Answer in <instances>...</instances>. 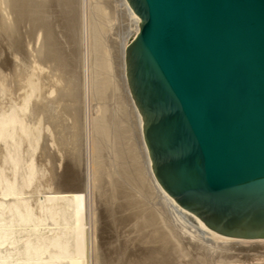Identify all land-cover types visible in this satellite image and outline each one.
<instances>
[{
    "label": "bare ground",
    "instance_id": "1",
    "mask_svg": "<svg viewBox=\"0 0 264 264\" xmlns=\"http://www.w3.org/2000/svg\"><path fill=\"white\" fill-rule=\"evenodd\" d=\"M107 1L0 0V264H264V237L215 232L156 180L125 70V47L140 18L127 0H109V10ZM37 27L42 41L28 60L23 35ZM44 68L41 80L36 72ZM4 78L18 95H8ZM104 91L110 104L101 111ZM121 129L137 164L127 176L144 201L139 210L104 165L113 157L108 137ZM91 188L109 190L105 215Z\"/></svg>",
    "mask_w": 264,
    "mask_h": 264
},
{
    "label": "water",
    "instance_id": "2",
    "mask_svg": "<svg viewBox=\"0 0 264 264\" xmlns=\"http://www.w3.org/2000/svg\"><path fill=\"white\" fill-rule=\"evenodd\" d=\"M127 84L151 169L215 232L264 237V0H127Z\"/></svg>",
    "mask_w": 264,
    "mask_h": 264
},
{
    "label": "rangeland",
    "instance_id": "3",
    "mask_svg": "<svg viewBox=\"0 0 264 264\" xmlns=\"http://www.w3.org/2000/svg\"><path fill=\"white\" fill-rule=\"evenodd\" d=\"M109 1V0H108ZM108 1H107V3H105V4H107L108 5V7H107V5H106V9H108L109 10V3H108ZM105 2H106V0H105ZM52 12L50 13V16H51V19H52ZM27 28V26H23L22 27V30L24 31V29H26ZM39 29H41V28H39V27H37V28H35L34 29V31H32V33L31 34H24L23 35V40H24V43H28V41H29V43H28V45L30 44V46L29 47H27L28 45L26 44V54L32 49V56L31 57H35V52H36V55H37V48H38V46L41 44L40 43V36L41 35H39V39H37L38 38V36H37V34H39L38 32H41V31H38ZM58 32L57 33H59V34H57V37H58V39H59V41L61 42V45L63 46V47H65V45H67V43H66V41H65V37L62 35V32H60V31H62L61 29V27H56L55 28ZM58 35H60V37L58 36ZM26 36V37H25ZM36 37V38H35ZM62 39L64 40V41H62ZM27 40V41H26ZM42 41V40H41ZM79 41V40H78ZM38 42V43H37ZM65 42V43H64ZM78 44H80L79 42H78ZM78 44H77V49H78V52H80L81 51V46H78ZM33 47V48H32ZM80 47V48H79ZM36 48V49H35ZM34 49V50H33ZM28 50V51H27ZM80 50V51H79ZM33 51H35V52H33ZM28 54H27V58H28ZM81 54V52L78 54V55H80ZM79 57V56H78ZM31 58L29 57L28 58V60H30ZM41 61V60H40ZM49 61V62H48ZM44 63V65H46L45 67H47L48 69H49V65H51V67H52V61L51 60H47V61H43ZM77 63V64H76ZM74 64H75V68L77 69L78 68V70H79V66L77 67V65H78V62H77V60H75V62H74ZM48 65V66H47ZM47 68H44L43 69V71H37L36 72V76L39 78V79H41V80H45V74H47V72H48V70H47ZM51 71H52V68L50 69ZM2 78V77H1ZM5 79V78H4ZM8 79V78H7ZM6 86V89H7V92H8V95L9 96H16V95H18L19 94V90H17L16 89V85H15V83L12 81V82H10L9 80H7L6 81V79H5V83H4V87ZM57 87L59 86V84H57L56 85ZM0 87H1V85H0ZM107 95V92L106 91H104V93H103V96L101 97L102 99V102H100L101 103V111L102 110H104V108H106V107H108L107 105H109L110 104V101H108V100H110V99H108V95ZM41 97V96H40ZM39 96L37 97V99H39L40 98ZM104 98V99H103ZM36 99V100H37ZM35 100V101H36ZM104 100H106L105 102H103ZM104 104V105H103ZM106 106V107H105ZM120 136V137H119ZM121 138V139H120ZM121 141H120V140ZM124 139V140H123ZM117 140V141H116ZM111 141V142H110ZM108 142H110L109 143V145H111L110 146V151H111V154L113 153V157H112V160H111V158H108L109 156L108 155H106L104 158H105V161H104V165H106L105 167H106V169L107 170H109L108 172H110L111 173V175H114L117 179H119V184H118V186L116 187V189L117 190H124V191H127V192H130V193H132V195H131V197L133 198H137V201H136V203L134 204V206H133V208H132V210H134V209H136V210H139V209H141V207L143 208V206H145V204H144V201L142 200V198H139L138 196H140V194L139 195H137L139 192H136V188L131 184V181H130V179L128 180V176H127V174H129L131 171L132 172H134L135 171V169H136V167H137V164H136V162H135V159L133 158V150H129L128 149V143H129V140L127 139V137H126V134H125V132L121 129L119 132H118V136L116 137V138H113V139H111L110 137H108ZM125 142V143H124ZM119 143V144H118ZM122 143V144H121ZM114 144V145H113ZM116 144V145H115ZM115 146V148L116 149H114L113 147ZM112 147V148H111ZM121 147H123V149L121 148ZM122 149V150H121ZM115 150V151H114ZM119 150V151H118ZM118 151V152H117ZM122 151V152H121ZM125 151V152H124ZM39 153H40V148H38L37 150H36V152H35V155H36V158H38V157H40V155H39ZM118 154H120V155H118ZM126 154V155H125ZM107 157V158H106ZM121 159H120V158ZM109 159V160H108ZM116 159V160H115ZM108 160V161H107ZM126 160V161H125ZM113 161V162H112ZM119 161V163H117V162ZM127 161H129V162H127ZM65 162V159L62 161V163H64ZM107 162H110V166L107 164ZM115 164V165H113V164ZM117 163V164H116ZM122 164H124V165H122ZM130 164V165H129ZM44 165H46V166H44ZM43 165V167H44V175L42 176V181H43V179H44V181H45V183H46V181H48V177H49V172H50V168H49V164H47V163H45ZM48 165V166H47ZM121 165V167H123L124 169H125V172L123 171V170H120L118 167ZM108 166V167H107ZM127 166V167H126ZM48 167V168H47ZM115 167V168H114ZM130 167V168H129ZM135 167V168H134ZM46 168V169H45ZM61 168V165H60V167H58L57 168V170H59ZM112 168V169H111ZM134 168V169H133ZM47 169H48V172H47ZM53 170V169H52ZM83 171H82V174L84 173V169H82ZM116 170V171H115ZM129 170H131V171H129ZM114 171V172H113ZM120 172H121V174H120ZM131 172V173H132ZM46 173V174H45ZM48 173V174H47ZM119 174V175H118ZM124 174V175H123ZM48 175V176H47ZM117 175V176H116ZM120 175H122V177L120 176ZM46 177V178H45ZM46 179V180H45ZM108 179V178H107ZM109 180V179H108ZM43 181V182H44ZM53 181L54 180H52V183H53ZM56 181V180H55ZM123 181H125V182H123ZM57 182V181H56ZM56 182H54L52 185H56V184H58V182L56 183ZM122 185H123V187H122ZM56 186H58V185H56ZM55 186V187H56ZM107 186H109L108 184H107ZM130 187H132V188H130ZM126 188V189H125ZM102 192L100 189L99 190H94V188H91V194H93V196L95 195V196H97V195H99V194H97V192ZM107 192L109 191L108 189L106 190ZM96 192V193H95ZM99 192V193H100ZM106 192V193H107ZM106 193H100V195L99 196H101V197H99L98 196V198H96L95 196H94V198H95V203L94 204H96L95 205V207H96V209L97 210H99L98 212L99 213H102L103 215H105L106 213H105V210L103 209L104 207H106V205H110V203L108 204L107 202H105L104 201V195L106 194ZM109 193V192H108ZM137 193V194H136ZM97 194V195H96ZM107 195V194H106ZM104 196V197H103ZM102 198V199H101ZM97 199L99 200V201H101L102 200V202H99V201H97ZM121 199H123L119 194H116L115 195V201L116 202H119V201H122ZM118 200V201H117ZM97 201V202H96ZM103 201H104V203H103ZM114 201V202H115ZM143 202V205H142V202ZM105 205V206H104ZM98 206V207H97ZM101 206H103V207H101ZM135 207V208H134ZM101 210V211H100ZM104 210V211H103ZM125 211H129V210H125ZM178 216L184 221V223L190 228V229H192V230H194L199 236H201V237H205V235H206V233L205 232H203V230H201L199 227H197L194 223H193V221H190L189 219H187V218H185V217H183V216H181L179 213H178ZM109 217L108 216H105V217H103V219H108ZM138 219H142V218H140V217H138ZM192 227V228H191ZM254 261V260H253ZM251 262V261H250ZM91 264H94V260H93V262L91 263Z\"/></svg>",
    "mask_w": 264,
    "mask_h": 264
}]
</instances>
